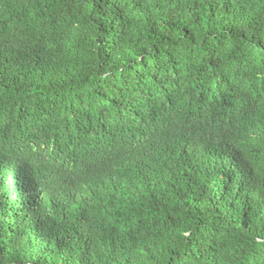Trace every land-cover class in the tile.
<instances>
[{"label": "trees", "instance_id": "trees-1", "mask_svg": "<svg viewBox=\"0 0 264 264\" xmlns=\"http://www.w3.org/2000/svg\"><path fill=\"white\" fill-rule=\"evenodd\" d=\"M0 264H264V0H0Z\"/></svg>", "mask_w": 264, "mask_h": 264}]
</instances>
